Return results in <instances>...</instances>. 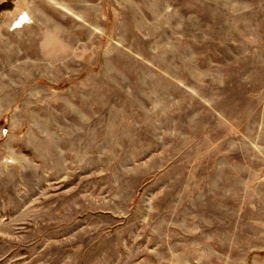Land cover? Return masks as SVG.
<instances>
[{
	"label": "rangeland",
	"instance_id": "rangeland-1",
	"mask_svg": "<svg viewBox=\"0 0 264 264\" xmlns=\"http://www.w3.org/2000/svg\"><path fill=\"white\" fill-rule=\"evenodd\" d=\"M0 264H264V0H0Z\"/></svg>",
	"mask_w": 264,
	"mask_h": 264
}]
</instances>
